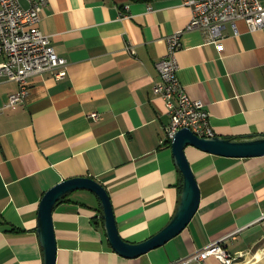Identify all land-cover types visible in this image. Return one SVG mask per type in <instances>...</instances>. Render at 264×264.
I'll return each mask as SVG.
<instances>
[{
    "label": "crops",
    "instance_id": "obj_1",
    "mask_svg": "<svg viewBox=\"0 0 264 264\" xmlns=\"http://www.w3.org/2000/svg\"><path fill=\"white\" fill-rule=\"evenodd\" d=\"M44 1L41 31L68 71L61 80L33 77L16 109L5 106L19 86L0 77V264H44L41 203L64 181L103 185L131 244L163 231L181 202L172 145L161 143L170 117L154 87L166 39L187 29L191 7L185 0ZM237 29L226 25L222 51L205 33L185 31L178 76L188 96L205 105L216 137H264V29L252 32L244 21ZM186 155L201 191L186 230L144 255L123 257L108 241L100 199L79 190L53 212L57 264H169L222 240L229 253L242 254L238 264H264V157L225 158L194 147Z\"/></svg>",
    "mask_w": 264,
    "mask_h": 264
},
{
    "label": "built area",
    "instance_id": "obj_2",
    "mask_svg": "<svg viewBox=\"0 0 264 264\" xmlns=\"http://www.w3.org/2000/svg\"><path fill=\"white\" fill-rule=\"evenodd\" d=\"M0 0V55L6 62L0 65V77L16 82L18 90L11 94L5 109L22 106L31 92L33 77L51 73L57 80L67 76L68 62L59 56L51 37L40 28L44 0ZM192 9V19L186 30L167 37V53L157 63L161 81L154 93L166 103L170 123L165 127L163 145H172L178 132L189 129L201 138H214L210 115L201 101L191 99L179 80L180 66L177 55L185 31L199 30L207 36V43L219 51L224 48L223 30L231 24L238 33V21H244L252 32L264 29V1L262 0H185ZM127 17V16H126ZM135 54L134 49H128ZM95 121L102 118L94 113ZM264 221V217L262 219ZM224 240L169 264H208L215 258L221 264H238L242 254L232 255Z\"/></svg>",
    "mask_w": 264,
    "mask_h": 264
},
{
    "label": "water",
    "instance_id": "obj_3",
    "mask_svg": "<svg viewBox=\"0 0 264 264\" xmlns=\"http://www.w3.org/2000/svg\"><path fill=\"white\" fill-rule=\"evenodd\" d=\"M188 147L225 158L264 157V137L237 141L222 137L201 138L189 129L180 130L172 144L175 164L183 175L180 205L174 219L163 231L140 244H131L122 239L110 195L103 185L91 178L64 181L48 191L41 203L38 234L44 249V264H57L58 246L53 221L54 209L66 195L79 190L90 191L100 199L104 209L103 220L108 241L112 248L123 257L137 258L164 246L180 235L193 221L201 203L200 187L186 155Z\"/></svg>",
    "mask_w": 264,
    "mask_h": 264
},
{
    "label": "trees",
    "instance_id": "obj_4",
    "mask_svg": "<svg viewBox=\"0 0 264 264\" xmlns=\"http://www.w3.org/2000/svg\"><path fill=\"white\" fill-rule=\"evenodd\" d=\"M130 2H132V3H150V2H152V0H129ZM243 139H246V138H241V139H230V140H243ZM166 145H168V146H170L171 147V145L170 144H166ZM180 173V191L182 192V190H183V176H182V174H181V172H179ZM66 199V198H65ZM95 223H96V225H98L99 227L100 226H102L103 227V224H104V221H99V218L98 217H96V219H95Z\"/></svg>",
    "mask_w": 264,
    "mask_h": 264
}]
</instances>
